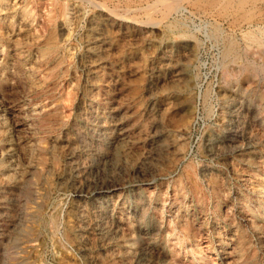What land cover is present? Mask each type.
I'll use <instances>...</instances> for the list:
<instances>
[{
	"label": "rangeland",
	"instance_id": "1",
	"mask_svg": "<svg viewBox=\"0 0 264 264\" xmlns=\"http://www.w3.org/2000/svg\"><path fill=\"white\" fill-rule=\"evenodd\" d=\"M148 1L0 0V264H264V0Z\"/></svg>",
	"mask_w": 264,
	"mask_h": 264
},
{
	"label": "bare ground",
	"instance_id": "2",
	"mask_svg": "<svg viewBox=\"0 0 264 264\" xmlns=\"http://www.w3.org/2000/svg\"><path fill=\"white\" fill-rule=\"evenodd\" d=\"M66 1V0H65ZM84 1H86V0H84ZM90 1H92V2H94V0H90ZM105 1V0H104ZM111 1V0H110ZM124 1V0H123ZM143 1V0H142ZM145 2L146 1H148V0H144ZM216 1L217 0H152V1H150L151 3H148V6L147 7H145L144 8V6H143V9L144 10H146V9H148V10H150V11H152V13L154 14V13H157V12H160L161 14H162V16H163V18H165V19H167L168 20V18L170 17V16H172L174 13H177V12H180V11H183V10H188L189 9V7H192V8H194V9H197V10H199V11H206L207 10V5H211V6H213V5H216L217 3H216ZM250 2H251V0H249ZM61 2H63V1H61ZM131 2V1H130ZM220 2H221V0H220ZM224 2L226 3L225 5L224 4H222V6H220V7H223V5L224 6H227V10H228V7L229 6H239L240 4H241V2H242V0H224ZM249 2V3H250ZM88 3V2H87ZM91 3V2H90ZM90 3H88V4H90ZM97 3V2H96ZM104 3V2H103ZM133 3H134V1H133ZM222 3V2H221ZM93 4V3H92ZM92 4H90V5H92ZM99 4V3H98ZM107 4V3H106ZM221 5V4H220ZM68 6V5H67ZM66 6V7H67ZM95 5H93V7H94ZM100 6L103 8V7H106L104 4H100ZM255 6V5H254ZM97 8V7H96ZM140 8V7H139ZM210 8V7H209ZM217 8V7H216ZM235 8V7H234ZM238 8V7H237ZM214 9H215V7H214ZM217 9H219V8H217ZM246 9V8H245ZM252 10H253V8H251ZM143 10V11H144ZM209 10V9H208ZM231 11H233L232 9H230ZM66 11V10H65ZM110 11V10H109ZM116 11V10H115ZM210 11V10H209ZM221 11V10H220ZM103 12V11H102ZM185 12V11H184ZM226 12V11H225ZM236 12V11H235ZM248 12H249V10H248ZM252 12L253 11H251V14H252ZM115 13H117V12H115ZM142 13H144V12H142ZM237 13H239V11L237 12ZM242 13H243V11H242ZM109 15H110V13H108ZM112 14V13H111ZM123 14H125V13H123ZM220 14V13H219ZM225 13H223V15H224ZM228 14V13H227ZM233 14V13H232ZM241 14V13H240ZM67 15V14H66ZM113 15V14H112ZM111 15V16H112ZM151 15V14H150ZM156 15V14H155ZM222 15V16H223ZM226 15V14H225ZM224 15V16H225ZM237 15V14H236ZM239 15V14H238ZM242 15V14H241ZM253 15V14H252ZM262 15V14H261ZM157 16H158V14H157ZM233 16H235L234 14H233ZM59 17V16H58ZM160 17H161V15H160ZM250 17V16H249ZM248 17V18H249ZM257 17V16H256ZM115 18V17H114ZM149 18V17H148ZM224 18V17H223ZM242 18V17H241ZM246 18H247V16H246ZM245 18V20H248V19H246ZM236 19V18H235ZM139 21H141V20H139ZM229 21V20H228ZM251 21V20H250ZM249 21V22H250ZM254 21V20H253ZM161 22V21H160ZM233 22V21H232ZM59 23V22H58ZM150 25H156L157 23L155 22V21H152V20H150V22H148ZM229 23V22H228ZM235 23V22H234ZM237 23H238V21H237ZM252 23V22H251ZM250 24V23H249ZM248 24V25H249ZM257 24V23H256ZM242 25V24H241ZM244 26V25H243ZM255 27H256V25H254ZM253 26V27H254ZM241 27V26H240ZM242 28V27H241ZM256 29V28H255ZM254 29V30H255ZM240 30V29H239ZM242 30V29H241ZM237 31V30H236ZM244 31V30H243ZM241 32V31H240ZM246 32V31H245ZM104 34V33H103ZM54 35V34H53ZM62 35V34H61ZM104 36V35H103ZM102 36V37H103ZM100 37H101V35H100ZM236 37V36H235ZM262 37V36H261ZM231 38V37H230ZM245 40H246V45L244 46L245 48H243V49H245V52H247V53H249L250 54V57L253 59L252 60V62H251V64H252V67H250V68H248L247 70H245L244 72H241V71H239V69H238V71L235 73V75L234 76H236V77H248V78H253V77H257L259 74H260V69H261V67L259 66V64L261 65V62H264V52L263 51H260L258 48H260L261 46H262V42L263 41H261V38H260V35L259 34H257V33H254V32H250V33H246L245 34ZM102 39V38H101ZM236 39V38H235ZM2 40V39H1ZM99 40V39H98ZM56 42V41H55ZM237 42H239V41H237ZM242 42V41H241ZM56 43H59V42H56ZM7 44V43H6ZM46 44V43H45ZM240 44V43H239ZM243 44V43H242ZM44 45V44H43ZM54 45V44H53ZM56 46H57V44H56ZM56 46H54V47H56ZM236 46H237V43L236 42H234V41H230L229 43H228V45H227V47H226V51H225V53H226V55L229 57V59H230V56H232V55H234L235 56V54L237 53V49H236ZM239 48V47H238ZM6 49V48H5ZM48 49V48H47ZM51 50V49H50ZM59 51V50H58ZM43 52V51H42ZM240 52V51H239ZM44 53V52H43ZM57 53V52H56ZM51 55V54H50ZM49 55V56H50ZM180 55V54H179ZM230 55V56H229ZM43 56V55H42ZM56 56V55H55ZM54 57V56H53ZM57 57V56H56ZM161 57V56H160ZM249 57V56H248ZM249 57V58H250ZM52 58V57H51ZM50 58V59H51ZM237 58V57H236ZM54 60V59H53ZM178 61V60H177ZM235 61V60H234ZM54 62V61H53ZM242 63V62H241ZM163 64V63H162ZM168 65V64H167ZM245 65V64H244ZM57 66V65H56ZM171 66V65H170ZM239 66V65H238ZM53 67V66H52ZM167 67V66H166ZM237 68V67H236ZM159 70H160V68H159ZM5 72H6V70H5ZM4 72V73H5ZM18 73V72H17ZM262 73H264V72H262ZM234 74V73H233ZM185 76V75H184ZM262 76V75H261ZM259 77V76H258ZM1 78V77H0ZM260 78V77H259ZM16 79V78H15ZM232 79V78H231ZM235 79H237V78H235ZM257 79V78H256ZM7 80V79H6ZM5 80V81H6ZM238 80V79H237ZM259 80V79H258ZM8 81V80H7ZM173 81V80H172ZM182 81V80H181ZM21 82V81H20ZM177 82V81H176ZM261 82V81H260ZM10 83V82H9ZM163 83V82H162ZM13 84V83H12ZM264 84V83H263ZM21 86V85H20ZM150 88V87H149ZM159 88V87H158ZM155 89H157V88H155ZM13 91V90H12ZM153 92V91H152ZM6 93V92H5ZM8 93V92H7ZM234 94V93H233ZM232 94V95H233ZM234 96V95H233ZM237 96V95H236ZM9 97V96H8ZM12 98V97H11ZM3 99V98H2ZM5 99H7V98H5ZM8 102V101H7ZM6 102V103H7ZM13 102V101H12ZM155 102V101H154ZM9 103V102H8ZM5 104V103H4ZM13 104V103H12ZM11 109V108H10ZM188 110V109H187ZM11 111V110H10ZM123 111V110H122ZM174 113H175V110H174ZM259 113V112H258ZM119 114V113H118ZM152 114H153V111H152ZM151 114V115H152ZM127 115V114H126ZM257 115H259V114H257ZM160 117V116H159ZM127 119V118H126ZM157 119H158V117H157ZM128 120V119H127ZM126 121V120H125ZM124 121V122H125ZM160 121V120H159ZM120 122V121H119ZM264 122V121H263ZM153 123V122H152ZM17 125V124H16ZM103 125V124H102ZM120 126V125H119ZM6 128V127H5ZM120 128V127H119ZM110 130H111V128H110ZM154 130V129H153ZM161 130V129H160ZM125 131V130H124ZM127 131V130H126ZM237 132V131H236ZM161 134V133H160ZM123 135V134H122ZM153 135H155V134H153ZM258 135V134H257ZM110 136V135H109ZM120 136V135H119ZM125 136V135H124ZM242 136V135H241ZM153 137V136H152ZM252 137V136H251ZM264 137V136H263ZM110 138V137H109ZM231 138V137H230ZM262 138V137H261ZM245 139V138H244ZM230 140V139H229ZM249 140V139H248ZM247 140V141H248ZM259 141V140H258ZM261 141V140H260ZM229 142V141H228ZM237 142V141H236ZM256 142V141H255ZM245 143V142H244ZM247 143V142H246ZM167 144V143H166ZM227 145V144H226ZM251 145V144H250ZM71 146V145H70ZM152 146V145H151ZM224 146V145H223ZM247 146V145H246ZM152 147H154V146H152ZM256 147V146H255ZM222 148V147H221ZM257 148V147H256ZM169 149V148H168ZM167 149V150H168ZM156 151V150H155ZM246 151V150H245ZM245 151H243V152H245ZM258 151V150H257ZM247 152V151H246ZM252 152V151H251ZM264 152V151H263ZM159 154H161V153H159ZM245 154V153H244ZM252 155H254V153H251ZM264 154V153H263ZM164 155V154H163ZM236 155V154H235ZM72 157V156H71ZM159 157V156H158ZM238 157V156H237ZM246 158V157H245ZM264 158V157H263ZM236 159V158H235ZM256 159V158H255ZM240 160V159H239ZM242 160V159H241ZM242 161H244V160H242ZM241 163V162H240ZM247 163V162H246ZM245 163V164H246ZM244 164V165H245ZM246 166V165H245ZM248 166V165H247ZM263 167V166H262ZM264 168V167H263ZM262 173V172H261ZM258 175V174H257ZM261 175V174H260ZM250 176V175H249ZM258 177V176H257ZM264 177V176H263ZM255 178V177H254ZM257 181V180H256ZM253 182V181H252ZM255 182V181H254ZM254 184V183H253ZM24 185V184H23ZM246 185V184H245ZM244 187V186H243ZM258 187V186H257ZM75 188V187H74ZM255 188V187H254ZM18 189V188H17ZM23 189H25V188H23ZM19 190V189H18ZM80 191V190H79ZM256 191V190H255ZM259 191V190H258ZM243 192V191H242ZM251 193H252V191H251ZM2 194V193H1ZM5 194V193H4ZM4 194H2V195H4ZM256 194V193H255ZM107 196V195H106ZM253 197V196H252ZM2 198V197H1ZM7 198V197H6ZM257 199V198H256ZM99 200V199H98ZM4 201V200H3ZM263 201V200H262ZM101 202V201H100ZM257 202V201H256ZM255 202V203H256ZM4 203H5V201H4ZM7 204V203H6ZM252 205V204H251ZM83 206H84V204H83ZM88 206V205H87ZM78 207H79V203H78ZM239 207V206H238ZM8 208V207H7ZM91 208V207H90ZM256 208V207H255ZM1 209V208H0ZM82 210V209H81ZM237 210V209H236ZM247 210V209H246ZM262 210V209H261ZM4 211V210H3ZM103 211V210H102ZM264 211V210H263ZM141 212H142V210H141ZM241 212V211H240ZM249 212V211H248ZM6 213V212H5ZM76 213V212H75ZM89 213V212H88ZM262 213V212H261ZM102 214V213H101ZM104 214V213H103ZM239 214V213H238ZM244 214H246V213H244ZM249 214V213H248ZM1 215V214H0ZM251 215V214H250ZM81 216V215H80ZM86 216V215H85ZM90 216V215H89ZM121 217V216H120ZM219 217V216H218ZM237 218V217H236ZM251 218V217H250ZM111 219V218H110ZM93 220H95L94 218H93ZM122 220V219H121ZM188 220V219H187ZM1 221V220H0ZM99 221V220H98ZM57 222V221H56ZM115 222V221H114ZM188 222V221H187ZM122 223V222H121ZM120 223V224H121ZM263 223V222H262ZM80 224V223H79ZM120 224H118V225H120ZM253 225V224H252ZM86 226V225H85ZM105 226V225H104ZM115 226V225H114ZM259 226V225H258ZM111 227V226H110ZM132 227V226H131ZM105 228V227H104ZM121 228V227H120ZM224 228V227H223ZM73 229V228H72ZM96 229V228H95ZM112 229V228H111ZM261 230V229H260ZM187 231V230H186ZM244 231V230H243ZM246 231V230H245ZM244 231V232H245ZM248 231V230H247ZM188 232V231H187ZM72 233V232H71ZM81 233V232H80ZM73 234V233H72ZM76 234V233H75ZM185 234V233H184ZM190 234V233H189ZM84 235V234H83ZM187 235V234H186ZM246 235V234H245ZM2 236V235H1ZM104 237V236H103ZM239 237V236H238ZM264 237V236H263ZM75 239V238H74ZM79 240V239H78ZM107 240V239H106ZM247 240V239H246ZM245 240V241H246ZM81 241V240H80ZM241 244V243H240ZM243 244V243H242ZM241 244V245H242ZM81 246V245H80ZM82 248H83V246H82ZM87 250V249H86ZM89 250V249H88ZM84 252V251H83Z\"/></svg>",
	"mask_w": 264,
	"mask_h": 264
}]
</instances>
